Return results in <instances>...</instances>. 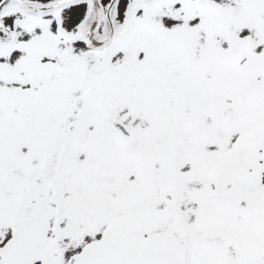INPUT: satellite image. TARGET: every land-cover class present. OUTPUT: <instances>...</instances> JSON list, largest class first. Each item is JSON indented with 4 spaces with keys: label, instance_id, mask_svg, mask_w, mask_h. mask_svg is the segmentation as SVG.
Listing matches in <instances>:
<instances>
[{
    "label": "snow or ice",
    "instance_id": "1",
    "mask_svg": "<svg viewBox=\"0 0 264 264\" xmlns=\"http://www.w3.org/2000/svg\"><path fill=\"white\" fill-rule=\"evenodd\" d=\"M0 264H264V0H0Z\"/></svg>",
    "mask_w": 264,
    "mask_h": 264
}]
</instances>
